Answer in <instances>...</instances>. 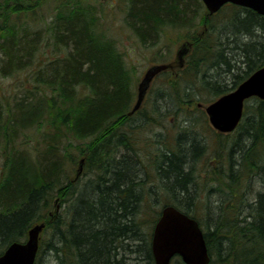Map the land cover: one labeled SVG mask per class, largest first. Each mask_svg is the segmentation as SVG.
Here are the masks:
<instances>
[{
    "label": "trees",
    "instance_id": "obj_1",
    "mask_svg": "<svg viewBox=\"0 0 264 264\" xmlns=\"http://www.w3.org/2000/svg\"><path fill=\"white\" fill-rule=\"evenodd\" d=\"M1 1L6 2L0 5V73L23 70L34 62L36 70L33 86L25 87L28 97L10 105L0 95V254L9 243L25 240L35 223L44 222L41 232H50V238L45 247L39 238L34 264H154L151 232L145 237L141 230L151 208L142 188L148 174L136 159L140 151L127 124L133 118L127 111L135 80L123 53L84 0H45L53 3L55 12L50 24L45 23L43 47L37 11L27 13L29 21L16 14L29 0ZM7 2L11 6L4 10ZM205 10L201 0H131L127 12L128 25L144 41L165 28L192 26L205 13L201 20L207 32L190 39L188 61L178 77L181 82L194 75L192 83L185 82L180 89L194 100L204 94L216 98L264 66V15L230 3L211 15ZM6 13H14V18ZM209 35L216 36L215 44ZM47 47L54 56L41 57L40 62L38 54L35 61L38 51ZM27 56L28 62L23 63ZM200 65L208 67L209 77L196 82ZM169 71L160 73L165 74L164 85L176 83ZM228 79L230 84L225 86ZM176 89L174 96H178ZM167 97L173 98L170 93ZM242 117L227 160L221 161L217 148L212 160L216 180L227 179L228 187L236 190L242 180L244 191L248 189L234 203L236 198L230 197L236 194L231 192L235 195L228 196L223 207L222 203L214 206L210 217V209L202 211L195 201L193 171L204 148L196 135L180 134L175 149L166 148L154 163L157 180L170 192L163 205H174L196 218L210 255L216 253L217 259L209 264H264V100L247 99ZM52 127L62 128L78 144L86 143L82 150L87 149V166L92 163L94 168L81 184L77 178L63 177L66 172L54 154L60 155L61 149L50 135ZM39 136L47 143L46 150L30 144ZM118 151H122L119 156ZM210 170L207 166V175ZM54 198L66 203L62 214L49 213ZM236 207L245 214L240 216ZM159 213L149 222L154 224ZM43 251L53 257L40 259ZM171 264L185 263L176 256Z\"/></svg>",
    "mask_w": 264,
    "mask_h": 264
},
{
    "label": "rangeland",
    "instance_id": "obj_2",
    "mask_svg": "<svg viewBox=\"0 0 264 264\" xmlns=\"http://www.w3.org/2000/svg\"><path fill=\"white\" fill-rule=\"evenodd\" d=\"M84 1L86 2V5L92 6L93 9L97 12L96 14H98L102 29L115 40L118 49L124 55L126 64L131 67V71L134 74L135 80L134 94L131 100V104L134 103L136 98L137 84L144 71L149 66L173 60L176 49L184 40H190L191 38H198L200 36L203 37L208 28L207 25H204L203 21L201 20L202 16L205 14L202 11V14H200L201 17L198 19L195 18V23L192 26H184L174 29L165 28L164 30H161L159 36L144 41L138 36L137 33H135L132 27L128 25L129 21L127 18V12L130 8L131 0ZM5 2L6 1H1L0 5L4 4ZM6 6H11V2H7L4 5V10ZM19 7L20 11L16 14L20 15L22 19H26L27 21L30 20V17L27 13H29L31 10L34 12L37 11L39 20L38 24L37 22H35L34 24L33 18H31V20L32 26H35L37 24V27H41L42 29L40 46L43 47V43L45 42L47 36L45 32V23L50 24L49 22L51 20V17L55 12L53 3L50 1L45 2V0H29V2L27 1V4L25 3V7ZM28 7L29 9H27ZM206 11L207 10H205V12ZM192 12H194V10ZM226 13H229V10H227L226 12H220L219 15L216 16L214 22H218L219 19L225 17ZM6 14L9 15L10 19H13V15H15L14 13ZM2 16L3 15H0V17ZM26 34L27 36H29L30 32L27 31ZM209 37L211 39L210 42H213V44H215L217 39L216 36L209 35ZM41 49L36 54L35 61L38 54L40 62L41 57H45L46 55L48 57L54 56L50 47H47L45 50ZM28 60L29 58L27 56L25 59H23L22 62L27 63ZM187 61L188 60L186 57V64ZM203 66L204 65H200V68H202L201 70L199 68V73L195 78L196 82H200L201 77L203 78L204 76H206L204 77V79L209 77L207 75L208 67ZM35 70L36 62L32 63L30 67H26L23 70L12 71L10 73H0L1 98L9 99V103L10 105H12L15 99L28 97V95L25 93V87L29 85L33 86V72ZM169 72L171 74L172 81H176V83L174 84L175 87L174 85H164V83L162 82L164 78L162 77L165 74H159L158 77H155L153 79L149 89L147 90L145 99L140 109L138 110V112L133 114V118L131 117V119L128 120L129 122H127V124L131 125L130 127L134 131V140H136L137 149L140 151L139 159L141 161H146L145 170L148 176L146 179H144L142 188L145 189L144 198L147 199V201L151 205V208L153 209L148 208L147 213H149V215H145L142 219L144 227H142L141 230L142 233H144L145 237H150V232L153 225L151 221L149 222V220H152L153 214L156 211L161 210L163 203L167 201V193H170L168 189L162 187L157 180L154 163L157 159L159 160L160 154L163 152L162 150H160L161 148H167L171 150L175 149V145L177 143L176 139L179 134L189 133L193 134L194 136L196 135L200 139L202 147H204L202 148L203 150H201L198 154L199 157L196 161V170L193 171V173L195 174V182L193 187L195 190V194L198 193L195 197L196 204L199 208L202 209V211L209 208L210 211L207 210V215L209 217L211 215V210H215L214 206L221 205L223 201L227 200L228 196L236 194L234 197H230L231 199L236 198L233 201L234 203L240 198V195L242 193H244L245 195L248 189V187H246V191H244V189L242 188V180L239 181V188L236 190L230 189L228 187L229 184L227 179L224 180L221 178L219 180H216L215 178L216 163L214 160H212L213 154L215 153V151L213 153V150L217 148L220 153L221 161H226L227 151L231 149V146L239 137V133L236 132L237 128L228 133H220L216 129H214L208 121L207 115L204 111V107L209 103L206 101V99L210 100L211 98H213L212 100H214L215 96H208L207 94H204L198 98H195L194 100L190 95H184V93L182 94L180 90L181 87L184 86L185 82L187 84L192 83L194 75H189L187 76L186 81L181 80L180 82V78H178L181 73L180 69H176L173 71L170 70ZM230 81L231 79H228V81H226L225 83V86H228L230 84ZM173 88L178 89V96H174ZM166 93H170L173 98L168 99ZM52 128L56 129L55 127ZM53 129L50 131V135L51 137H55L57 139V144L61 149L59 151L60 155H58L56 152L54 154L58 156L57 158L61 162L59 166L62 167V169L66 172L65 174H67H63V177L67 176V178H77L79 183L81 184L93 174L92 170L94 168L92 163L87 166V149L82 150V147H84L86 143L78 144V142L74 141L73 137H71V135L64 131L62 128H58L56 130ZM27 132H30V134L35 133L33 130H28ZM37 138H32L30 144H37L39 146L38 149L46 150L48 148L47 143L43 142V138L41 136H39V141L37 140ZM218 141L224 144L218 145ZM77 146H80V148H78ZM27 147L31 152L32 147H30V145H28ZM121 152L118 151L117 155L119 156ZM50 153L53 154V152ZM208 157L210 159L209 162L206 163ZM80 160H82L81 163ZM80 164L81 167L78 171V177H75V173H77V168ZM207 166L211 169L209 175H207ZM226 167L227 164L225 163V169ZM260 188H262L261 185H259L258 189ZM151 190H154V192H152ZM231 192L235 194H232ZM148 193L150 195H148ZM223 206L224 203H222V207ZM65 207L66 203L64 201L62 202L59 200V198H54L48 211L50 214L58 215L63 213ZM241 209V207L240 209H237L236 207V212L240 211L238 213L240 214V216L245 214L243 212V209ZM39 238L40 242L42 243V247H45L44 244L45 241L49 240L50 232H41ZM215 254L216 253L213 252V255H211V259H217ZM49 255L50 254H48V252L43 251L40 253V259H51L53 256L50 257ZM129 255L130 258L128 259H132L131 254ZM137 264L145 263L143 261H139L137 262Z\"/></svg>",
    "mask_w": 264,
    "mask_h": 264
},
{
    "label": "water",
    "instance_id": "obj_3",
    "mask_svg": "<svg viewBox=\"0 0 264 264\" xmlns=\"http://www.w3.org/2000/svg\"><path fill=\"white\" fill-rule=\"evenodd\" d=\"M209 15L225 3L250 8L264 15V0H202ZM191 42L184 41L175 51L174 59L149 66L137 85L136 100L128 115L141 105L153 77L161 71L182 67ZM255 96L264 100V66L257 68L233 90L224 93L204 107L211 126L219 132L236 128L243 115L245 100ZM82 160H80V163ZM45 224L29 228L25 241H13L0 254V264H33L38 249L39 234ZM154 264H170L178 255L185 264H209L210 254L199 222L174 205H164L155 221L150 239Z\"/></svg>",
    "mask_w": 264,
    "mask_h": 264
},
{
    "label": "bare ground",
    "instance_id": "obj_4",
    "mask_svg": "<svg viewBox=\"0 0 264 264\" xmlns=\"http://www.w3.org/2000/svg\"><path fill=\"white\" fill-rule=\"evenodd\" d=\"M254 71H255V70H254ZM252 72H253V71H252ZM252 72H251V73H252ZM251 73H250V74H251ZM250 74H249V75H250ZM249 75H248V76H249ZM248 76H247V77H248ZM247 77H245V78H247ZM245 78H244V79H245ZM244 79H243V80H244ZM243 80H241L240 82H242ZM240 82H239V83H240ZM239 83H237V85H238ZM237 85H236V86H237ZM236 86H235V87H236ZM235 87H234V88H235ZM234 88H233V89H234ZM233 89H231V90H233ZM231 90H230V91H231ZM230 91H227V92H230ZM168 94H169V93H166V96H167ZM133 105H134V103L131 104L130 109L127 111V113L132 109ZM133 114H134V113H133ZM133 114H131V115H133ZM131 115H129V116H131ZM183 134H185V133H183ZM188 134H189V133H186L185 135H188ZM179 135H180V134H179ZM179 135H178V136H179ZM160 150H162V151L164 152V150H166V148H164V149L161 148ZM134 156H135V155H134ZM136 159H137V161L142 165V167H145V166H146V161H145V160H142V161H141V160L139 159V156H138ZM80 167H81V164H80V165L78 166V168H77V173H75V177H76V176L78 177V171L80 170ZM244 186H245V185H242V188H243V189L245 188ZM188 215H189V214H188ZM191 217H192V216H191ZM5 248H6V247H5ZM4 250H5V249H4ZM4 250H3V251H4Z\"/></svg>",
    "mask_w": 264,
    "mask_h": 264
}]
</instances>
